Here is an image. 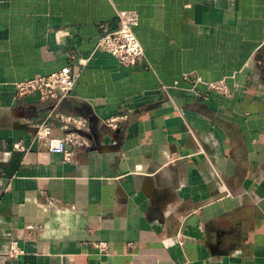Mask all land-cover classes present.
Wrapping results in <instances>:
<instances>
[{
	"label": "crops",
	"instance_id": "0c3cea01",
	"mask_svg": "<svg viewBox=\"0 0 264 264\" xmlns=\"http://www.w3.org/2000/svg\"><path fill=\"white\" fill-rule=\"evenodd\" d=\"M118 9L130 66L97 47ZM66 65L70 96H17ZM51 113L89 121L71 161L36 137ZM0 264H264V0H0Z\"/></svg>",
	"mask_w": 264,
	"mask_h": 264
},
{
	"label": "built area",
	"instance_id": "2783aa9c",
	"mask_svg": "<svg viewBox=\"0 0 264 264\" xmlns=\"http://www.w3.org/2000/svg\"><path fill=\"white\" fill-rule=\"evenodd\" d=\"M118 15L120 20L119 28L101 35L97 42V47L109 52L121 64L130 66L144 56V48L135 32V27L139 24V14L133 9H118ZM81 62L83 63V61ZM190 74L186 73L185 79H189L191 77ZM76 80L77 76L72 66L66 65L52 73L36 74L34 77L15 83L16 94L18 97L38 94L42 101H50L57 104L71 95ZM196 81L204 82L201 77H197ZM204 83L212 92L226 97L233 95V89L226 79ZM52 116L53 113L38 125L36 137L39 141H46L50 151L62 154L65 161H71L74 155L72 146L81 143L82 136L80 131L89 129V121L83 116L60 113L57 117L61 123V128L64 130V134L55 136L53 131L54 126L51 123ZM127 119V114H120L106 119L105 123L111 129H116ZM14 148L22 152L27 150L26 145L21 140L14 142ZM55 202L52 200V203ZM95 245L102 253L108 251L107 242L101 241ZM23 252L24 250L18 244V241H12L8 255L10 257H17Z\"/></svg>",
	"mask_w": 264,
	"mask_h": 264
},
{
	"label": "water",
	"instance_id": "95a60500",
	"mask_svg": "<svg viewBox=\"0 0 264 264\" xmlns=\"http://www.w3.org/2000/svg\"><path fill=\"white\" fill-rule=\"evenodd\" d=\"M81 133L83 132V131H80Z\"/></svg>",
	"mask_w": 264,
	"mask_h": 264
}]
</instances>
